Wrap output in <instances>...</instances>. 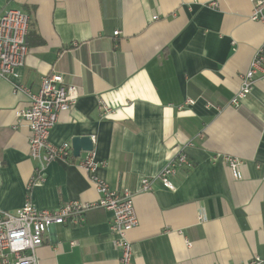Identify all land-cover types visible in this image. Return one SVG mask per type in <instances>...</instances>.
Segmentation results:
<instances>
[{
    "label": "crops",
    "instance_id": "crops-1",
    "mask_svg": "<svg viewBox=\"0 0 264 264\" xmlns=\"http://www.w3.org/2000/svg\"><path fill=\"white\" fill-rule=\"evenodd\" d=\"M9 9L31 16L29 53L16 82L38 93L55 73L80 93L50 141L72 148L75 137H90L94 151L75 158L72 149L70 160L47 166L44 185L31 186L39 163L29 157L31 132L18 117L29 101L0 78L1 210L27 200L47 210L94 203L99 180L136 192L143 178L185 153L192 168L178 173L175 191L157 182L135 195L132 264L264 259L262 74L246 99L231 104L264 47L250 0H0V15ZM101 103L109 115H100ZM91 156L90 174L80 163ZM228 157L241 163L238 179ZM111 216L93 210L80 226L51 227L39 264H118Z\"/></svg>",
    "mask_w": 264,
    "mask_h": 264
},
{
    "label": "built area",
    "instance_id": "built-area-1",
    "mask_svg": "<svg viewBox=\"0 0 264 264\" xmlns=\"http://www.w3.org/2000/svg\"><path fill=\"white\" fill-rule=\"evenodd\" d=\"M250 2V20L264 27V0ZM30 25L31 16L22 10L9 9L0 15V78L8 81L15 93L25 95L29 101L27 108L19 112L18 117L27 123L31 132L29 157L39 163L31 178V186H34L46 183V169L49 164L72 158L71 145L66 143L56 146L50 141V135L60 114L70 111L77 104L80 93L77 86L67 84L62 75L55 73L42 79L38 93H32L30 89L16 82L20 77L19 70L24 67L29 53ZM119 34L116 31L114 36ZM258 74L264 77V47L256 51L248 71L241 76V88L231 101L232 105L238 106L253 91ZM99 111L102 117L112 112L102 103ZM198 138H203V134L198 135ZM225 160L234 178L238 179L241 163L230 157ZM80 167L90 174L93 173L96 169L93 157L81 162ZM191 168L192 164L187 155L180 153L165 165L159 175L143 178L136 192L128 189L120 192L99 180L96 189L100 197L94 203L76 200L57 209L47 210L39 209L27 200L15 211L0 209V264H39L37 251L43 246L44 236L51 227L63 224L80 226L84 224L86 214L97 209L112 214L109 231L120 255L118 264H132L133 246L128 234L139 225L134 207L135 195L151 192L157 182L164 188L175 191L178 173L182 169ZM199 220L203 221L204 217L200 216ZM187 245L191 246L190 243ZM249 264H264V259L255 257Z\"/></svg>",
    "mask_w": 264,
    "mask_h": 264
},
{
    "label": "water",
    "instance_id": "water-1",
    "mask_svg": "<svg viewBox=\"0 0 264 264\" xmlns=\"http://www.w3.org/2000/svg\"><path fill=\"white\" fill-rule=\"evenodd\" d=\"M73 155L79 158L82 152L92 153L94 151V144L90 137H75L72 140Z\"/></svg>",
    "mask_w": 264,
    "mask_h": 264
},
{
    "label": "trees",
    "instance_id": "trees-1",
    "mask_svg": "<svg viewBox=\"0 0 264 264\" xmlns=\"http://www.w3.org/2000/svg\"><path fill=\"white\" fill-rule=\"evenodd\" d=\"M97 210H99V209H97Z\"/></svg>",
    "mask_w": 264,
    "mask_h": 264
}]
</instances>
